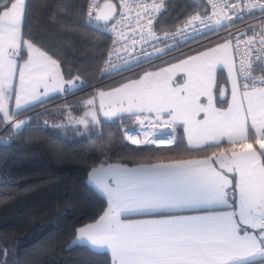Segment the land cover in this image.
<instances>
[{"label": "snow or ice", "instance_id": "obj_1", "mask_svg": "<svg viewBox=\"0 0 264 264\" xmlns=\"http://www.w3.org/2000/svg\"><path fill=\"white\" fill-rule=\"evenodd\" d=\"M209 3L211 15L206 9L202 14L198 12L177 32L160 37L150 26L155 19L153 13L160 11L163 0H153L152 4L141 0L134 5L121 0V8L127 9L129 15L135 8L138 25L147 17L148 35L141 34L143 43L138 53L125 44L123 57L114 42L101 75L121 72L133 62L139 65L141 57H151L172 47L169 40L177 41L179 37L187 41L204 28L215 31L213 22L215 26L228 27L236 19H243L244 12L259 8L262 16L259 30L253 28L251 34L248 30L242 32L240 37H248L245 40L236 38L237 52L241 43L245 46L239 68L230 59L229 40L158 72H146L110 92H100L99 96L100 111L106 118L127 113L138 121L139 133L125 132L124 139L131 144L159 147L177 143L175 132L179 124L183 126L189 150L218 151L203 159L131 167L112 163L106 155L91 167L85 183L107 199V209L94 223L78 228L69 247L87 245L94 254L107 252L111 264H264V68L258 77L254 75V65L264 64V0H209ZM26 10V0H8L0 6V124H11L15 135L27 124L15 117L29 110L26 106L43 102V97L49 94V76L53 80L51 91L84 86L69 80L65 89L56 61L34 42L22 39ZM94 12L98 24L100 21L107 24L115 19L116 8L108 0L103 6L90 0L89 24ZM127 18L124 12L120 13L121 21ZM120 34L123 36V32ZM149 38L155 41L151 43L152 52L144 47L151 42ZM136 43L134 39L133 44ZM22 49L27 51L28 59L18 64ZM113 55L122 59L124 66L114 62ZM221 64L227 69L231 83V101L226 110L218 109L214 103L217 65ZM177 71L184 72L187 80L173 87L172 75ZM17 72L19 85L14 87ZM41 85L43 96L37 91ZM226 90V85L221 88L222 96ZM13 95L15 111L8 107ZM105 98L111 105L107 109ZM201 114L203 117L198 118ZM75 123L88 128L101 122L91 110ZM160 127L172 132L157 134L155 129ZM224 140L228 147L222 146Z\"/></svg>", "mask_w": 264, "mask_h": 264}, {"label": "trees", "instance_id": "obj_2", "mask_svg": "<svg viewBox=\"0 0 264 264\" xmlns=\"http://www.w3.org/2000/svg\"><path fill=\"white\" fill-rule=\"evenodd\" d=\"M7 2L0 0V6ZM26 4L22 39L34 42L55 60L65 81L84 86L53 95L16 116L27 121L18 135L11 125L2 130L0 124V140L6 141L0 143V264H111L107 253L94 254L87 246L69 247L76 230L94 223L107 207L106 200L85 183L91 167L106 155L112 163L131 167L206 158L218 149L189 150L182 125L175 132L179 147L177 143L154 147L127 143L125 132L135 130L130 118L99 120V125L88 128L75 121L84 118L86 102L95 93L137 80L153 68L172 65L224 39L201 41L151 65L98 79L110 40L85 25L86 0H26ZM205 9L203 0H173L166 4L155 29L174 31ZM26 58L22 49L17 62ZM216 77L215 105L226 109L228 80L223 70Z\"/></svg>", "mask_w": 264, "mask_h": 264}, {"label": "built area", "instance_id": "obj_3", "mask_svg": "<svg viewBox=\"0 0 264 264\" xmlns=\"http://www.w3.org/2000/svg\"><path fill=\"white\" fill-rule=\"evenodd\" d=\"M171 1H173V0H163V6L161 7L160 11L153 13L155 16V19L153 20V23L150 27L154 30L155 34L160 36V37H163L166 33L158 32L155 29V24H156L157 19L161 15V13L164 11L166 4H168ZM203 1H204L205 5L207 7V10H208L207 13L209 15H211L212 10H213L212 5L209 3V0H203ZM89 2H90V0H86L85 10H84L85 25L92 28V29L99 30L101 33L107 35L109 40H110L109 46H108L107 51L105 53L104 59L100 65V69H99V73H98V79H103V78L110 77V76L114 75L115 73H117V72L107 73V74H104L102 76L101 71H100L105 66V62L109 59V53L114 47V42H117L116 46L118 48V54L121 57L126 55L125 51H124V45L125 44L129 47L130 50L134 48L135 52L138 53V52H140V44L143 43L140 40L141 34L143 33V35H145V36L148 35L149 25L147 24V17H145V19L141 20L139 22V25H138L137 19H136L135 8H133V10L131 11V14L129 15L127 9L121 8V0H108V2H111L112 4H114V6L116 8L115 19H113L111 22H109L107 24H100V23L98 24L97 21L95 20V12H94L93 18L91 20V24H89V16H88V4H89ZM96 2L101 6L103 3L106 2V0H96ZM128 2H129V4L134 5L136 3H140L141 0H128ZM143 2L148 3V4H152L153 0H143ZM140 11L143 12V9H140ZM121 12H124L128 18L121 21V19H120V13ZM261 19H262V16L260 13V9L255 8L251 13H249L247 11L244 12L243 13V19H236L234 21V24L230 25L228 27L215 26L214 22H213V26L215 27V31H212L208 28H204L202 32L193 33L192 34L193 38H190L187 41H183L179 37L177 38V41L169 40L168 43L172 44L173 45L172 47L165 48V50L163 52H161L159 54H154L151 57H141V63L139 65H136L135 62H133L132 65L125 67V69H138L141 66L151 65V64L155 63L156 61H158L159 59L179 54L180 52L183 51L182 47H184L186 49L187 47L192 46L193 44H196L198 42L206 41L208 39H215V38H223L225 41H229V40L231 41L233 60L236 64L237 68H239L240 58L244 55L245 46L243 43H241L240 50L237 52L236 51V38L240 37V34L242 32H244L245 30H248L249 34H251L253 28L259 30ZM114 25L116 28L115 31H113ZM141 25L143 27H141ZM183 26H184V24L181 27H183ZM181 27H178L176 30L171 31V32H167V33L168 34L175 33ZM121 32H123V36L120 34ZM125 37L127 39H125ZM240 38H241V40H245L248 37L245 36V37H240ZM134 39L138 42L135 45L133 44ZM149 39L151 42L149 44H144V47L148 50V52H152L153 49L151 47V43H155V41H152L151 38H149ZM160 47L163 48L164 45L160 44ZM111 59L114 62H116L118 65L124 66V61L122 59H118L117 55H113L111 57ZM261 68H264V64L254 65V75L255 76L258 77L260 75ZM91 89L93 92H95L96 85L92 86ZM130 119L133 122V127H135V130L133 132L139 133L141 131L140 124L138 123V121L134 117H131ZM145 124L147 125V121H145ZM5 128H7V125L4 124L2 126V130H4ZM146 130L152 131V129H146ZM155 131L157 132V134H161V135H167V134L172 132V130L170 128H163V127L156 128ZM127 143L132 145V146H138V145L131 144L129 141H127ZM171 145L162 144L159 147L171 146ZM139 146L158 147L156 144H147V145L141 144Z\"/></svg>", "mask_w": 264, "mask_h": 264}, {"label": "crops", "instance_id": "obj_4", "mask_svg": "<svg viewBox=\"0 0 264 264\" xmlns=\"http://www.w3.org/2000/svg\"><path fill=\"white\" fill-rule=\"evenodd\" d=\"M225 41V40H224ZM24 50V49H23ZM208 50V49H207ZM25 52L27 53V51L25 50ZM231 53H232V51H231ZM199 54V53H198ZM194 56V55H193ZM28 59V53H27V58H26V60ZM38 60H39V58H37ZM187 59V58H186ZM25 60V61H26ZM53 60V59H52ZM232 60H233V56H232ZM25 61H23V62H21V63H18V64H23V63H25ZM180 62V61H179ZM177 63V62H176ZM175 64V63H174ZM170 66V65H169ZM49 67H51V66H49ZM167 67V66H166ZM218 70H222V69H218ZM217 70V71H218ZM59 74H60V76H62L61 75V71H60V68H59ZM217 71H216V73H217ZM224 71V70H223ZM224 73H225V75H226V77H227V74H226V72L224 71ZM64 80V79H63ZM227 80H228V77H227ZM74 81V80H73ZM64 88L65 89H67V81H65L64 80ZM48 83H49V88H50V90H49V94L46 96V97H43V101L44 100H46V99H48V98H50L51 96H53V95H56V94H60V93H63L64 91H60V90H57V91H51V88H52V86H53V80H52V77L51 76H49V78H48ZM13 85H14V87H16V86H18L19 85V73L17 72L16 74H15V76L13 77ZM177 85H183V83H182V81H179V83L177 84ZM57 86V88H58V85H56ZM174 86V85H173ZM175 87V86H174ZM118 88V87H117ZM76 89H78V88H74V89H71V90H68V91H74V90H76ZM115 89V88H114ZM113 89H111L110 91H112ZM37 91H39L40 93H41V95L43 96V93H44V87H43V85H41V87L37 90ZM104 92V91H103ZM230 92V91H229ZM98 93H100V92H97V93H95V95H94V99H95V102H96V107H97V111H98V117H99V120H102V121H113V120H117V119H120V118H131V116H129V114H127V113H118L117 114V116H114V117H112V118H106L104 115H103V113L100 111V108H99V105H97V100H98ZM203 100H204V102L205 103H207V101H206V99H204V98H202ZM38 103H40V102H35V103H33L31 106H26V107H33V106H35L36 104H38ZM214 103H215V96H214ZM229 103V102H228ZM111 105H110V102H109V100H108V98H105V108L107 109L108 107H110ZM216 106V105H215ZM8 107H9V109L10 110H13V111H15L16 110V103H15V96L13 95L12 97H10V99L8 100ZM219 109V108H218ZM227 109V108H226ZM225 109V110H226ZM203 117V114H201V116L200 117H198V118H202ZM0 118L2 119V114H0ZM15 120H21V118H15ZM179 125V124H178ZM184 136H185V139H186V143H187V137H186V135L184 134ZM222 143H227V140H224V141H222ZM188 145V144H187ZM199 159H203V158H199ZM165 163H168V162H165ZM218 167V166H217ZM98 193V192H97ZM99 194V193H98ZM100 196H102L101 194H99ZM103 197V196H102ZM105 200H106V202H107V199L105 198V197H103ZM106 209H107V207H106ZM76 239V236H75V238H74V240ZM85 246H87V245H85ZM88 247V246H87ZM104 253H107V252H104ZM109 256H110V254L109 253H107ZM110 259H111V256H110Z\"/></svg>", "mask_w": 264, "mask_h": 264}, {"label": "rangeland", "instance_id": "obj_5", "mask_svg": "<svg viewBox=\"0 0 264 264\" xmlns=\"http://www.w3.org/2000/svg\"><path fill=\"white\" fill-rule=\"evenodd\" d=\"M226 41H222L221 43H219L218 45H220V44H223V43H225ZM218 45H216V46H214V47H212V48H215V47H217ZM211 49V48H210ZM206 51V50H205ZM196 55H198V54H196ZM196 55H194V56H196ZM230 59H232V53L230 52ZM177 63H179V62H177ZM177 63H175V64H177ZM173 65V64H172ZM171 66V65H170ZM170 66H167V67H170ZM164 68H166V67H164ZM162 68H153L152 70H150L149 72H158V71H160ZM218 69H222V70H224L225 72H226V74H227V77H228V71H227V69L226 68H224L223 67V65L221 64V65H217V70ZM187 80V76H186V74L184 73V72H182V71H177V72H175L173 75H172V81H171V86H177V84L179 83V81H182V83H184L185 81ZM75 82V84L77 85V86H79L80 85V82H78V81H74ZM228 84H229V99H228V101L230 102L231 101V83L229 82V80H228ZM173 86V87H174ZM79 88V87H78ZM104 92L105 93H107V92H110V90H104ZM88 100H93L94 101V103L93 104H87V106H88V111L87 112H89V111H91V110H94L95 112H96V114H97V118H98V120H99V117H98V111H97V107H96V102H95V99H94V96L93 97H91V98H89ZM87 100V101H88ZM100 104H101V100H100V96H99V93H98V100H97V105H99V108H100ZM82 119V118H81ZM89 119H91V117H89ZM256 147H257V149H258V145H256Z\"/></svg>", "mask_w": 264, "mask_h": 264}, {"label": "water", "instance_id": "obj_6", "mask_svg": "<svg viewBox=\"0 0 264 264\" xmlns=\"http://www.w3.org/2000/svg\"><path fill=\"white\" fill-rule=\"evenodd\" d=\"M104 4V3H103ZM103 4L101 5V6H103ZM100 24H105V22L104 21H100L99 22ZM218 166V165H217Z\"/></svg>", "mask_w": 264, "mask_h": 264}, {"label": "bare ground", "instance_id": "obj_7", "mask_svg": "<svg viewBox=\"0 0 264 264\" xmlns=\"http://www.w3.org/2000/svg\"><path fill=\"white\" fill-rule=\"evenodd\" d=\"M184 49H185V48H184V47H182V50H184ZM3 125H4V124H3ZM3 125H2V126H3ZM10 125H11V124H7V127H8V126H10Z\"/></svg>", "mask_w": 264, "mask_h": 264}]
</instances>
